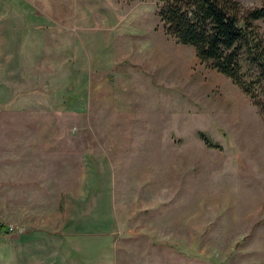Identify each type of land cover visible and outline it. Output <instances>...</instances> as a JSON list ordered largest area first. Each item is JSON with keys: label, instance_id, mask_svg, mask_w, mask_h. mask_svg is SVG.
Listing matches in <instances>:
<instances>
[{"label": "rangeland", "instance_id": "rangeland-1", "mask_svg": "<svg viewBox=\"0 0 264 264\" xmlns=\"http://www.w3.org/2000/svg\"><path fill=\"white\" fill-rule=\"evenodd\" d=\"M86 2L94 27L43 55L32 97L29 71H0V264H264L256 108L155 0Z\"/></svg>", "mask_w": 264, "mask_h": 264}, {"label": "trees", "instance_id": "trees-1", "mask_svg": "<svg viewBox=\"0 0 264 264\" xmlns=\"http://www.w3.org/2000/svg\"><path fill=\"white\" fill-rule=\"evenodd\" d=\"M155 1L163 33L191 47L200 63L229 79L264 123V36L255 24L264 21V2L242 9L235 0ZM0 233H7L3 224Z\"/></svg>", "mask_w": 264, "mask_h": 264}, {"label": "crops", "instance_id": "crops-1", "mask_svg": "<svg viewBox=\"0 0 264 264\" xmlns=\"http://www.w3.org/2000/svg\"><path fill=\"white\" fill-rule=\"evenodd\" d=\"M83 1L0 0V71H29V98L45 85L42 73L48 69L47 63L57 60H45L43 55L66 53V48L76 46L72 35L66 45V34L81 31L83 26L94 27L87 24L90 18L84 9L87 2L83 5ZM88 229L92 230L90 226ZM82 235V244L94 243L95 233Z\"/></svg>", "mask_w": 264, "mask_h": 264}, {"label": "built area", "instance_id": "built-area-1", "mask_svg": "<svg viewBox=\"0 0 264 264\" xmlns=\"http://www.w3.org/2000/svg\"><path fill=\"white\" fill-rule=\"evenodd\" d=\"M7 229H8V230H10V228H9V227H8Z\"/></svg>", "mask_w": 264, "mask_h": 264}]
</instances>
